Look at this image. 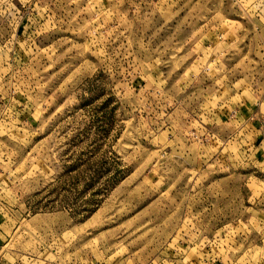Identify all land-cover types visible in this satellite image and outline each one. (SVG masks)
<instances>
[{"label":"rangeland","instance_id":"1","mask_svg":"<svg viewBox=\"0 0 264 264\" xmlns=\"http://www.w3.org/2000/svg\"><path fill=\"white\" fill-rule=\"evenodd\" d=\"M0 264H264V0H0Z\"/></svg>","mask_w":264,"mask_h":264}]
</instances>
